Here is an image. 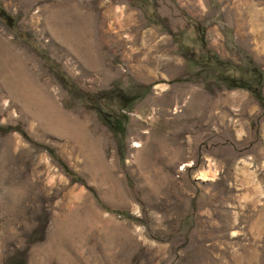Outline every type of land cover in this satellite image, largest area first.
<instances>
[{
  "label": "rangeland",
  "instance_id": "obj_1",
  "mask_svg": "<svg viewBox=\"0 0 264 264\" xmlns=\"http://www.w3.org/2000/svg\"><path fill=\"white\" fill-rule=\"evenodd\" d=\"M0 264H264V0H0Z\"/></svg>",
  "mask_w": 264,
  "mask_h": 264
},
{
  "label": "bare ground",
  "instance_id": "obj_2",
  "mask_svg": "<svg viewBox=\"0 0 264 264\" xmlns=\"http://www.w3.org/2000/svg\"><path fill=\"white\" fill-rule=\"evenodd\" d=\"M156 135V133H153V134H151L150 133V135L148 136V137H146L147 139H150L152 136H155ZM142 136H144V135H141V134H139L137 137H136V139L137 140H135V146H140V141H139V138H141ZM162 141V140H161ZM180 156H178V158H179Z\"/></svg>",
  "mask_w": 264,
  "mask_h": 264
}]
</instances>
